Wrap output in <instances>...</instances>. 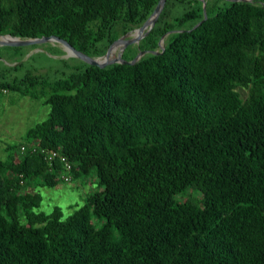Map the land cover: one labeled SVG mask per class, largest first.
<instances>
[{"label": "trees", "instance_id": "trees-1", "mask_svg": "<svg viewBox=\"0 0 264 264\" xmlns=\"http://www.w3.org/2000/svg\"><path fill=\"white\" fill-rule=\"evenodd\" d=\"M202 1L203 21L200 0H164L120 57L156 54L131 65L0 73V90L47 107L0 159V264H264V0ZM157 2L0 0V36H56L97 58ZM61 174L93 176L65 218L38 211L35 191Z\"/></svg>", "mask_w": 264, "mask_h": 264}, {"label": "rangeland", "instance_id": "rangeland-1", "mask_svg": "<svg viewBox=\"0 0 264 264\" xmlns=\"http://www.w3.org/2000/svg\"><path fill=\"white\" fill-rule=\"evenodd\" d=\"M14 52V51H13ZM23 52V49L22 51ZM12 49L0 47V73H5L3 81L11 78L19 79L26 72L50 79L61 77L70 73L75 58L68 56L62 46L56 43H44L29 50L20 59L11 58ZM118 53V49L111 51V57ZM20 64L16 70L11 67ZM242 97L246 91L237 89ZM47 114V107L40 101L20 96L18 93L8 91L0 95V159H4L6 152L3 145H17L24 132L35 123L41 122ZM93 176L89 175L85 181H71L59 183L53 188L36 187L35 191L41 197L38 211L49 213L54 206L60 208L63 218L72 213L82 204V197L87 191L93 190ZM187 191V190H186ZM185 193V194H184ZM179 196L180 200H190L195 204L198 196L190 190Z\"/></svg>", "mask_w": 264, "mask_h": 264}, {"label": "water", "instance_id": "water-1", "mask_svg": "<svg viewBox=\"0 0 264 264\" xmlns=\"http://www.w3.org/2000/svg\"><path fill=\"white\" fill-rule=\"evenodd\" d=\"M225 1L250 3L253 0H225ZM200 2L202 4V9H203V19H202L203 21L205 19V5L202 0H200ZM163 4H164V0H158L152 13L138 28L132 30L130 33L126 34L125 36H122L116 39L106 48L104 54L97 58H90L76 51L67 42H65L64 40L56 36L41 37L38 39H18L15 37H11L9 35H1L0 36V47H25V46H31V45L44 44V43H56L62 46L63 50L67 53L68 56L74 57L75 59H78L79 61L89 66H94L97 68H104L105 66L112 65V64L131 65L135 63L136 61H138L146 53L156 54L155 52L143 50V51L138 52L130 61H124L120 57L121 52L123 51L125 47L129 45H136L144 36L147 35V33L153 27L158 17V14L160 13L162 9ZM199 24L200 22L195 24L191 29H194ZM168 33H166L165 35H167ZM164 36L160 37V39L158 40V46L161 50H163L162 41H163ZM114 49H118V53L114 57L108 58L109 54Z\"/></svg>", "mask_w": 264, "mask_h": 264}, {"label": "built area", "instance_id": "built-area-1", "mask_svg": "<svg viewBox=\"0 0 264 264\" xmlns=\"http://www.w3.org/2000/svg\"><path fill=\"white\" fill-rule=\"evenodd\" d=\"M0 92H1L2 94L6 93L5 90H0ZM32 149H33V148H32ZM19 150L22 151V150H23V147H20ZM54 154H55V153H51V157H53ZM60 162L62 163V169H63L65 172H70V170H71V166H70V164H68V163L65 161L64 158H60ZM59 179H60L63 183H70V182H71V176H70V174H68V175H67V174H63V175L61 174V175L59 176Z\"/></svg>", "mask_w": 264, "mask_h": 264}, {"label": "crops", "instance_id": "crops-1", "mask_svg": "<svg viewBox=\"0 0 264 264\" xmlns=\"http://www.w3.org/2000/svg\"><path fill=\"white\" fill-rule=\"evenodd\" d=\"M8 91H6V93H7ZM9 145V144H8ZM1 146L4 148L6 145H3V144H1Z\"/></svg>", "mask_w": 264, "mask_h": 264}, {"label": "bare ground", "instance_id": "bare-ground-1", "mask_svg": "<svg viewBox=\"0 0 264 264\" xmlns=\"http://www.w3.org/2000/svg\"><path fill=\"white\" fill-rule=\"evenodd\" d=\"M108 58H111V55L109 54Z\"/></svg>", "mask_w": 264, "mask_h": 264}]
</instances>
